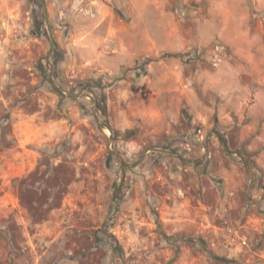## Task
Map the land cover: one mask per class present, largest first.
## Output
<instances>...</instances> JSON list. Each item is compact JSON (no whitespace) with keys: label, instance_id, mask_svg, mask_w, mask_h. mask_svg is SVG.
Segmentation results:
<instances>
[{"label":"rangeland","instance_id":"rangeland-1","mask_svg":"<svg viewBox=\"0 0 264 264\" xmlns=\"http://www.w3.org/2000/svg\"><path fill=\"white\" fill-rule=\"evenodd\" d=\"M89 3L0 0V264H264V0Z\"/></svg>","mask_w":264,"mask_h":264},{"label":"crops","instance_id":"crops-1","mask_svg":"<svg viewBox=\"0 0 264 264\" xmlns=\"http://www.w3.org/2000/svg\"><path fill=\"white\" fill-rule=\"evenodd\" d=\"M90 3L86 5L85 10L91 12L95 17L94 26L99 32L105 33L106 40L117 38L122 32L131 34L133 28L137 26L138 19L140 25L145 29L141 33L142 38L148 42L154 40V34L150 31L149 26L151 25L147 21V11L150 5H157L158 11L164 10L166 0H86ZM216 2L217 0H211ZM124 4L125 11L129 16V22H122L116 18L111 5ZM224 9H222L223 11ZM94 38V34L92 33ZM103 40L100 36L98 41Z\"/></svg>","mask_w":264,"mask_h":264},{"label":"trees","instance_id":"trees-1","mask_svg":"<svg viewBox=\"0 0 264 264\" xmlns=\"http://www.w3.org/2000/svg\"><path fill=\"white\" fill-rule=\"evenodd\" d=\"M216 259V261L220 262V263H223V264H229V261L228 260H225L223 258H214Z\"/></svg>","mask_w":264,"mask_h":264}]
</instances>
